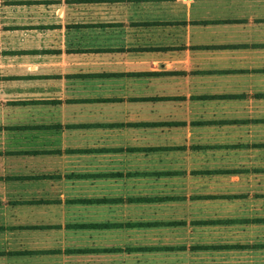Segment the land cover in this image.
<instances>
[{
	"label": "crops",
	"instance_id": "obj_1",
	"mask_svg": "<svg viewBox=\"0 0 264 264\" xmlns=\"http://www.w3.org/2000/svg\"><path fill=\"white\" fill-rule=\"evenodd\" d=\"M86 39L100 40L101 52H120L122 40L130 41V50L172 54L177 60L184 50L200 66L191 68L195 76L207 73L202 78L209 85L208 113L202 122L214 133L208 149L211 173L220 184L207 197L209 255L147 256L137 262L264 264V241L258 236L245 239L248 231L264 227V0H0V231L7 236L56 226L8 223L6 210L63 203L56 195L47 196L49 192L42 195L41 181L57 190V180H72L56 170L57 156L77 151L57 147L55 113L61 98L55 88L57 73L72 70L73 57L83 60L84 47L91 45ZM135 148L130 151L150 152ZM134 179L138 176L100 180ZM170 198L177 202L179 196L157 198L161 210ZM82 200L84 206L109 208L121 198ZM100 222L105 226L84 225V230L104 234L115 229L109 220ZM141 222L147 231L162 225L150 218ZM7 241L0 238V264H22L23 257L4 256L10 252L4 249Z\"/></svg>",
	"mask_w": 264,
	"mask_h": 264
},
{
	"label": "rangeland",
	"instance_id": "obj_2",
	"mask_svg": "<svg viewBox=\"0 0 264 264\" xmlns=\"http://www.w3.org/2000/svg\"><path fill=\"white\" fill-rule=\"evenodd\" d=\"M86 42L91 47H84L83 60L73 57L72 70L57 73L55 88L61 98L55 113L57 147L77 151L57 156L56 170L72 180H57V190L41 181L40 193L56 195L63 203L6 210L8 223L56 226L7 236L0 231V238L8 240L4 249L10 250L4 256L23 257L22 264H140L147 256H208L207 197L220 184L210 166L208 144L214 133L202 122L208 113L209 85L202 78L207 73L195 76L191 68L200 66L184 50L177 60L172 54L131 52L128 40L120 42V52H101L98 39ZM135 147L150 152L130 151ZM132 175L138 179L100 180ZM79 176L84 182L75 180ZM164 194L179 199L170 198L161 210L156 202ZM25 195L31 196L30 189ZM89 196L121 200L109 208L84 206L82 199ZM129 197L148 201L133 204ZM147 218L161 227L142 229ZM101 220H109L115 229L104 234L84 230V225L105 226ZM256 236L264 241V227L248 231L245 239Z\"/></svg>",
	"mask_w": 264,
	"mask_h": 264
}]
</instances>
